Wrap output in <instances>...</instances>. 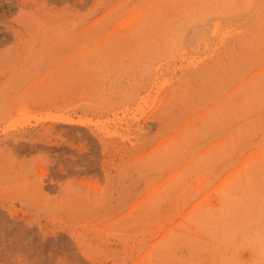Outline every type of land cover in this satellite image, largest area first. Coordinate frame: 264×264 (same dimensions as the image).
Returning <instances> with one entry per match:
<instances>
[{
    "label": "rangeland",
    "instance_id": "obj_1",
    "mask_svg": "<svg viewBox=\"0 0 264 264\" xmlns=\"http://www.w3.org/2000/svg\"><path fill=\"white\" fill-rule=\"evenodd\" d=\"M0 264H264V0H0Z\"/></svg>",
    "mask_w": 264,
    "mask_h": 264
}]
</instances>
